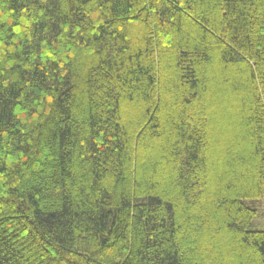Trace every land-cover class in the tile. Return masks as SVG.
<instances>
[{"label": "trees", "instance_id": "obj_1", "mask_svg": "<svg viewBox=\"0 0 264 264\" xmlns=\"http://www.w3.org/2000/svg\"><path fill=\"white\" fill-rule=\"evenodd\" d=\"M264 0H0V264H264Z\"/></svg>", "mask_w": 264, "mask_h": 264}, {"label": "rangeland", "instance_id": "obj_2", "mask_svg": "<svg viewBox=\"0 0 264 264\" xmlns=\"http://www.w3.org/2000/svg\"><path fill=\"white\" fill-rule=\"evenodd\" d=\"M258 215L254 219L251 230H263L264 231V201L259 205Z\"/></svg>", "mask_w": 264, "mask_h": 264}]
</instances>
